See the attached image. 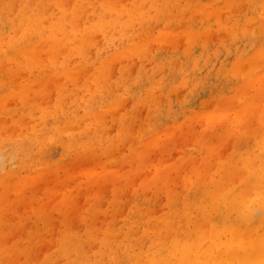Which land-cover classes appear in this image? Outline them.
Wrapping results in <instances>:
<instances>
[{"label":"bare ground","instance_id":"1","mask_svg":"<svg viewBox=\"0 0 264 264\" xmlns=\"http://www.w3.org/2000/svg\"><path fill=\"white\" fill-rule=\"evenodd\" d=\"M118 1L120 2L119 4L116 3ZM183 1L184 0H182V2ZM189 1L190 0H185L186 4L191 3V1L190 2ZM207 1H209V0H207ZM235 1H238V2H236L237 5L240 2V0H235ZM235 1H234V3H235ZM262 1H264V0H262ZM15 2L20 7V11L19 12L16 11L17 14H16V12H15V14H12V8H13V4H15ZM182 2H181V0H162V2H160V0H139V4H138L137 0H100L99 1L100 13L95 14V9H91L93 2L91 3L89 0H0V25L2 26V28L0 30V84L7 83L8 86L10 85L11 81L17 76V73H19L18 72L19 67L24 66L25 68H27L26 72H28V74H29V71L31 72L34 67H36L37 65H41L40 64L41 61L39 60V58H38V60L34 58L36 56H40V55H38V54H41L40 51L43 52V54L47 60V62H45V63L55 65V64H58V61H56V56L58 54H63L64 55L63 57H65V59H66V57L68 55L70 57V54L71 53L73 54V52H75L76 54L74 56L76 57L77 54L79 55V54L84 53L85 52L84 50L86 47L88 49H90L89 47H92L90 45L95 43V37H97V39H98L99 35H100L99 37H102L103 34L105 36V33L109 34V32H111V34H114V35L126 34L127 38H128V36L131 37V35H134L136 32L135 31L136 29L134 30V27H133L136 24V23H134L136 20H138L140 22L141 20L143 21V19H145V21H146V18L159 19V17H161V15L165 14L166 12L171 11V13H172V10H170L171 7L174 9H177L179 12H181V14L183 15V19H184V22L181 23V28L183 26H185V27H187L186 30H184L182 28L183 31H181L179 29V31H181V32L178 33L177 35H173L172 30H169V31L166 30L168 32L164 33L165 32L164 31L163 34H161L160 36H158V34H160L158 31V34L156 35V37L158 36L157 38L149 39L148 37H146L144 40V43H142L141 45H137L139 43L137 41L138 42L137 44L131 43L130 46L124 47L121 52L115 53V55H113L115 57L113 59H111V60H114L112 62H115L116 59H119V60H116L117 62H119V61L121 62V60L123 59L124 61H128L126 64H125V62L124 63L121 62L123 64V67L124 66L127 67V66H131V65L135 64L136 59L134 58V56H136V58H138V60H137L138 63H140V61H141L140 58H143V57L147 58L146 57L147 56L146 48L148 47L149 42L156 40L154 42L158 43V45L159 44H161L163 46L165 44L168 45L169 50H170V55L173 58L180 61L181 67H179L177 69V73L181 79L180 81H182V82L184 81V83L189 82V84L192 87H194L195 85H197L200 82L203 73L210 72L214 76H215V74H217L218 63H219L218 55L220 53V52L218 53V51H221L224 58L230 59V65L227 67L228 70L226 72H230L229 74L232 75L231 78L233 81H232V84L227 87V90L220 94V96H221L220 100L221 101L220 100L219 101L220 102L223 101V102H222V104H220V103L219 104L222 106L223 105L225 106L226 103L231 102L235 98V99H237V101H235L236 104L234 103L233 106H235V108H236V105H237V103H239L240 100L238 101V97L236 98L234 96H236L237 94L240 96V92H243V93L249 94V95L252 94V97H251L252 100H250V103L248 102L249 100H246V99L245 100L250 105L252 102L255 103V105H252V107H250V109L252 108L253 111L250 112L249 116H247V113H246V110L249 109V106H248V109H245V111H244L245 113L243 115L241 113L236 114L238 112V111H236V109L238 108L237 110H240L239 107L241 105H244L245 101L240 102L239 104H241V105L239 107H237L236 109L233 107L235 112H236L235 115H233V116H231L232 114H230V115L228 114L227 116H222L219 119L218 118L215 119L214 122H212L214 117H211V115H209V114H207V116L209 115L210 118H212V120H211L212 125H213L212 129H214V130L215 129L219 130V127H221L224 124V120L228 119V118H231L229 120V122L232 126L233 125L239 126L237 134H236V139L234 140V142L235 141L236 142L235 143L232 142L233 146H231V149H233V150L237 149L239 144H240V141L242 140L241 138L244 135H246L247 132H249L251 134L250 136L252 137V139L254 138L253 144L257 147V152L259 151L256 154L255 153L256 149L253 150V147H251V148L253 151H255L254 154H253V151H250L251 149L244 151L245 149H247V146H248L247 139L249 140V138L246 136L247 139L243 138L246 140L244 142L245 145H244L243 149L237 150V151L232 150L233 152H230L231 156L229 158L226 155H224V158L225 157H227V158H225L224 160L222 159L223 161L218 160L216 162L217 164L216 163L214 164L216 167H218V169L215 168V166H214L213 170H215V171L210 172L211 177L209 175V178H210L209 180L206 179V181H202L201 178L203 176H205L206 174H203V176H202V175H199L200 173H198L197 178H199V177H201V178L195 179V175H196L195 173H197V171L199 169H201L200 168L201 165H203L206 162V161L205 162L201 161V163L198 166H196V169H195L196 171L194 172V175H193L194 179H192L193 177L191 178V175H190V177L187 176L186 178H184L183 179V186L179 192H175V190H173L174 188H171L169 186L170 184L167 185L168 181L171 178L170 179H168V178L164 179L165 175L162 174L163 177L162 176H161V178L159 177L161 182H159L158 185H160L161 183L163 184L162 189L165 190L167 202L165 204H163L162 206H164V207L167 206L168 209L167 208L166 209L168 211L167 212H164V211L159 212V210H158V214L156 213L157 215H155V221H156L155 225L152 223H151V225L146 223L144 228L142 230H140L141 231L140 233H138L139 229L136 230V228L134 226L138 220L139 214L142 215L141 216V219H142L143 217L149 215V212L152 211V208H153L152 203L153 202L149 201L148 198H147V200L149 201L148 202L149 205L146 204V208H145L144 212L138 211V213H137V209H136L137 206L136 205L132 206V205L128 204L131 199L129 200V202L123 204V206H120V204H118L117 202L114 203V212L111 214L115 213V214H117V216L125 217V215L128 212L133 213V221H130L128 224L124 223V225H126V227H127L126 230H124V227H120L119 229H114V225H112V223L110 222L111 220L107 222L104 219L105 221L102 220L101 223L96 221L97 223H99L98 226L96 224L92 225V223H94V220L91 224H90V222L86 221V218L84 220H82L81 221L82 227L84 228L83 230L85 231L84 235L87 236V239H81V237L78 234H76L78 232H72V231L70 232L69 226H68L69 222L67 223L68 217L65 216L64 218H61L62 214L59 212L61 214V215L59 214L61 219H59V217H58V219L60 220L59 225H57V226H59V230L54 235V237H53L52 241L49 243V245H47V250L45 249L46 252L44 251L43 256L38 257L36 255V253H35L36 257L34 255V252L38 248L37 240L39 238V235H37V233H36L38 231L36 230L35 226H32L30 229H34L33 231H29L30 229H28L29 234H30L29 237L31 236L30 238L32 239V244L30 246L28 245L24 248L21 246V244H18L17 241L12 243L9 248H6L5 244L3 245L4 247H2V244H1V247H0V264H11V263L12 264H264V218H261V219L259 218L260 220L257 222L254 221V218L256 217V215L258 213H260V211H258L259 209H257V207H258L257 204H260L261 208H264V144H262V146L257 145V141H258L257 136L261 135V137H264V102H262V104H260V102L257 101L261 97H264V60H262L261 62H257L256 57H254L255 59H253V57H250V54H249V56H247L245 58L241 57V55H242L241 52L242 53L245 52V51L241 50L242 47H244L243 45L244 44L249 45L247 48V52H248L250 47L253 45L252 41H254V43L256 45V50L259 48V51H260V47H261L260 45L262 43H264V13H262V16H260L259 18H256V17L254 18L253 15H251V12H249V11L242 12V11L238 10L239 13L235 17L234 13H233L234 11L232 12L230 9L226 8V11L224 12L225 17L222 20V23L219 22L221 24H219L217 26V29H218L217 33L220 34L218 40L215 43H213L212 46H206V45L204 46L203 44H205L206 39H208L210 34L214 33L215 28L213 27L214 29H213L212 33L210 31H208L210 34L204 37L203 35H205L206 32L204 34L202 33L203 28L207 27L210 24V22L209 21H202V23L199 22L198 24L195 25L193 20H192V18H193L192 14L191 13L185 14L182 10H180L182 8L181 7ZM232 2H233V0H232ZM261 2L258 4L260 5ZM195 3H197V6H202V8L197 7L199 10H201V9L203 10V8H205V5H207L206 0H198V2H195ZM195 3H193V4H195ZM230 3H231V0H227V6L228 7H229L228 4H230ZM145 4H147V5L149 4V6H147L148 9L147 8L144 9L145 6H143V5H145ZM203 4H205L204 7H203ZM224 5L226 6L225 2L223 4V6ZM89 6H91V7H89ZM190 6H191V4H190ZM194 6L192 5V7H194ZM211 6H212V3H211ZM27 7L31 8L30 13H28L26 11ZM213 8H215V6ZM218 8L219 9L215 8L216 11L222 10L221 6H218ZM215 9H213L212 11H214ZM235 9H237V8L235 7ZM262 9H264V8H262ZM54 10H57L59 13V16L57 18H53V16H52L53 13H55ZM223 10H225V7H223ZM150 11H152L153 14ZM194 11L195 10H193V12ZM197 11H196V13H198ZM203 11H205V10H203ZM215 13H217V12H215ZM177 14H179V13H177ZM212 14H213V12H212ZM217 14L218 15H216V16H218V18H219V19H217V21H218L222 18L223 15H221V14H223V13L222 12L220 13L221 17H219V12ZM90 16H93V18H94L93 21H89V20H91L89 18ZM125 16L127 18L123 21L122 18H124ZM197 16H198V14H197ZM169 17H170V15H169ZM175 17H176V15H175ZM175 17H173V18H175ZM207 17H209V16H207ZM207 17L205 16L204 18L207 19ZM150 19H149V21H150ZM209 19H210V17H209ZM168 20L166 21L167 22L166 26L169 29L170 28L172 29V28H174L175 23L176 22L179 23V21L181 19L179 17L177 19H173V20L170 19L169 21ZM217 21H215L216 25H217ZM159 22H161V21L159 20ZM252 23L254 26L250 27V29H249L248 26L249 25L251 26ZM143 25H141V26H143ZM177 25L180 26L179 24H177ZM162 26H160V29ZM142 28H141V30H142ZM146 28L149 31L150 24L148 26H146ZM217 29H215V30H217ZM141 30H140V33H141ZM148 31L146 30L145 32H148ZM194 31H196V33ZM142 32H143V30H142ZM193 32H194V34H193ZM140 33H138V34H140ZM77 34L80 35V38L78 41L75 40V37ZM215 35H216V32H215ZM104 36H103V38H104ZM140 36L142 37L144 35H142V33H141ZM149 36H151V35H149ZM33 37H34V39H33ZM22 38H26V41H27V43L24 46H21V43H20V42L24 41V40L20 41V39H22ZM107 38H109V37H106V39L103 40V43H106V45H108L107 44V42H108ZM214 38H216V37H214ZM214 38H213L212 42L215 40ZM146 39L151 40V41H147ZM179 39L183 40V46H184V49H183L184 52L183 53H180L179 49H177L178 48L177 47V41ZM250 41L252 44L249 43ZM154 42L150 43L149 46L150 45L153 46ZM231 42H232L233 46H230ZM106 45H104V46H106ZM194 45H196V47H197V56H196V59L193 61L194 66L193 67L191 66L192 68L189 69L188 71H186L183 69V67H184L183 66L184 56L186 55V57H187L186 52ZM94 46H96V45L94 44ZM104 46H102V48ZM97 47H99V43L97 44ZM209 47H211V48H209ZM153 48H154V46H153ZM87 50H86V52H87ZM90 50H92V49H90ZM156 50H157V48H156ZM98 51H97V53H98ZM153 51H155V50H153ZM86 52H85V54H86ZM91 52L93 54V51H91ZM262 54H264V53H262ZM189 56H190V52H189ZM45 58H43V60ZM77 58H79V57L77 56ZM153 58H155V57H153ZM262 58H264V57H262ZM164 59H165V57H164ZM175 59L174 60L173 59L167 60L165 62L166 66H167L166 70L168 71V74L173 73V70L171 67L176 64V63L173 64L174 61L175 62L177 61ZM107 60H109V59H107ZM143 60H144V58H143ZM155 60H157V56H156ZM257 60L259 61L260 58H257ZM67 62H68V60H67ZM148 62H147V64H148ZM63 63L65 64V62H63ZM107 63L110 64V62H107ZM162 63L160 62V64H162ZM64 64L61 63L60 68L62 69V72L65 73V79H68L72 74L66 70L67 67ZM141 64H144V63H141ZM153 64H154V62L152 63V66H153ZM67 65H69V64H67ZM113 65H114V63H113ZM4 67L7 68L6 71H3L5 69ZM56 67H58V66H56ZM98 67H100V66H98ZM117 67H121V65H119ZM160 67L158 68L159 71H160ZM2 68H4V69L2 70ZM38 68H39V66H38ZM107 68H108V66H107ZM147 68L149 70L150 67H146V69ZM126 69L127 68H125V71H127ZM138 69H139V67H138ZM119 70H121V69H119ZM122 70H124V69L122 68ZM157 71H156V74H157ZM102 72L103 71L101 70L100 73L96 74L95 78H93L91 80V85H93L94 88H100L101 87L100 76H101ZM90 73H92V72H90ZM110 74H111V70H110V73L108 74V76ZM138 74H140V72H138L137 75ZM104 75H106V74H104ZM122 75H124V74H121L120 77ZM150 75H151V73H150ZM162 76H160L161 79L163 78ZM144 77H145V75H144ZM151 77L153 79V77L155 78V75L151 76ZM254 77H258V78L260 77L259 78L260 83L258 82L257 83L258 85H256V84L252 85L255 82L251 81L252 82L251 85H248L247 79L251 78V79L255 80ZM106 79H108V77ZM159 80H160V78H159ZM173 80H175V79H173ZM21 81H23V80H21ZM85 82H83L84 87L86 86ZM104 82H106V81L104 80ZM23 83L22 82L19 83V84H21L20 86H22ZM34 84H35V82H34ZM153 84H155V83H153ZM157 84H158V82H157ZM12 85H17V84H12ZM29 85L25 84V86H24V84H23V86L20 88L16 87V88H18L17 91L15 90L16 92L14 91L18 96V98H16V100L18 99L17 103H14V104H15V106H19V109H20L19 117L17 119L14 116V115H16V112H15L16 110L13 109V111H11V109L9 107H8L9 110H7V108L4 104L6 101L3 103H0V114H5V115L11 114L10 130H13L11 128V126L15 128V126L17 124L20 125L22 123V120L24 119L23 118V112H24L23 109L25 106H27L28 109L30 110L29 114L31 116H32L31 111L35 107H37L41 112L40 117L42 120L46 117V115H48V112L50 111V110L48 111V108L46 106V103L49 104L50 101H49V103H48V101L46 103L42 102L43 99H46V98H44V94L41 95L42 97L40 96V99H41L40 101L38 100V102H36L34 100V97L36 98L39 94H41L42 88L44 91H46V89L43 87L44 85L42 84V80H41V83L39 84V87H37V88L34 87L35 85H33V84L30 85V86H32V90H31ZM182 85H183V83H181V86ZM151 87L155 88L154 85H152ZM107 88H106V90H107ZM161 88H162V86H161ZM184 88L186 89L185 85H184ZM103 89L104 88H102L99 91L100 97H103L105 95L104 93L106 90L104 89V91H103ZM155 89H154V91H155ZM158 89H156V90H158ZM174 90H173V93L176 94L177 91L174 92ZM180 90H182V88ZM29 91H30V93L32 92V97L34 95L33 98L30 95L28 97H25L26 96L25 94H30ZM52 92H54V94L52 93L51 97H52V95L55 97V99L53 101L54 104L51 106V108H53V106H55V108H53L51 111L52 115L55 118L54 120H57V122H58L59 121V114L62 113V114H65L64 116H65V120H67V123L69 121H72L76 116L75 112H77V109L75 108V106L78 105V101H79V99L76 101V99L78 97V96L76 97L77 90L74 94H71V96L66 98V96L64 95V93H65L64 83L63 84L59 83V86L56 87ZM91 92H93V91H91ZM91 92H90V94H92ZM147 92L149 93V91H147ZM147 92H145L146 95H147ZM167 92L169 93L170 91H167ZM187 92H188V90H187ZM15 93L13 95H12V93L9 95L14 96ZM84 94L87 95V93H83V95ZM177 94L179 95L178 92H177ZM189 94L190 93L186 94V96H188V98H189ZM158 95H159V93H158ZM182 95H183V93H181V97H182ZM212 95H213V97L211 96L212 100H215V98H216L215 96H217V94L215 96H214V94H212ZM253 95H254V97H253ZM29 97H31L32 100H30ZM120 97H121V95L120 96L117 95V92H116V94H113L112 95V102L110 104L116 103V101L118 104L120 99H121ZM144 97H141L139 100H134L133 106L131 109V112L136 110L139 113V117H140L141 111H139L140 109L137 110L138 106H139L138 103L141 102V104H142L144 102V104H145L147 98H144ZM153 97L155 99V96H151L149 99V102L147 103L148 108L151 106V104L154 100ZM211 98L209 97V100ZM80 99H81V97H80ZM85 99H83L82 101H84ZM100 99L101 100H98V102L103 100L102 98H100ZM185 99L186 98H184V101H185ZM249 99H250V97H249ZM12 100L10 97L9 102ZM47 100H49V97L47 98ZM52 100H53V98H52ZM200 100H202V98ZM212 100H211V102H214ZM181 101H182V98H181L180 102ZM80 102H81V100H80ZM86 102H87L86 106L84 105L82 107V105H81V107L84 111L83 112L84 115H82V116L83 117L85 116L84 117L85 123H84V127L81 128L80 138H78L77 134H76L75 129H77V128L72 127L69 124H67V125L65 124L66 126H64L63 129L61 128L62 130L55 127V130L49 131L48 128L44 127L43 122H42L43 127L41 129H39L37 132L33 131L34 133L32 132V136L31 135H29V137L22 136L23 131L20 132V133H22L20 135L18 133H16L18 130L16 132L12 131L13 133L10 131L11 133L6 140L8 141V140L14 139L15 141H17L18 146L20 147L22 154H23L25 159H31L30 158L31 155H30L29 151L32 149L33 144L39 145V141H45V139H47L45 141V143H46L48 140L49 141L53 140V138L57 135H60L62 137V134H65V136L67 138L66 142L64 143V145L67 149L71 148V147H76L78 149L81 147L82 153L84 151L92 149L91 143H92V141L95 142L93 140L95 136H97V137L100 136L98 138L101 140L102 143H106V147L111 146L113 142L110 141L109 138H108L109 140L104 141L102 139L103 138L102 135H100V131H97V132L94 131V134L91 133L90 128H92V129L94 128V130H96L99 125L103 124L104 118L102 117L103 116L102 112L99 113L98 115L95 114L96 112L94 113V111L96 109L95 106H94V111L91 110V113H88L90 106H93L96 103L94 101V98L91 95H90V97L87 98ZM194 103H195V106L198 104L196 101H194ZM202 103H204V101L203 102L201 101V104ZM206 103H207V101H206ZM231 103H229V105ZM247 104H245L246 107H247ZM9 105L11 106V104H9ZM122 105H123V103H122ZM167 106L170 107L169 104H167ZM11 107H13V106H11ZM100 107L102 108L103 105L101 104ZM151 107H153V106H151ZM220 107H219V109H220ZM243 107H245V106H243ZM222 108H224V107H222ZM243 109L244 108H242V110ZM101 110L103 111V109H101ZM144 110L145 109L143 108L142 114H144L143 113ZM151 110H152V108H151ZM146 111H147V109L145 110V112ZM202 111L200 110L198 112H202ZM213 111H214V109H212L211 112H213ZM230 111H232V110H230ZM230 111L228 113H230ZM131 112H130V115H131ZM208 112L210 113V111H208ZM33 113H34V110H33ZM51 113H49V114H51ZM191 113H192V111H191ZM124 115H126V111H125ZM196 115H198V114H196ZM27 116H29V115L27 114L26 117ZM33 116H34V114H33ZM133 116H135V115H133ZM192 117H193V119L195 118L194 116H192ZM149 119H150V117L148 118V121H149ZM35 120H36V118H35ZM144 120L145 121H143V122H147V125H148L149 122L146 119H144ZM197 120H199V118ZM5 121L6 120L3 121V123H4L3 126H0V127H2L0 130H2V131H4L5 129L7 131V128H4V127H7V125H9L8 124L9 122L5 123ZM55 124H58V123H55ZM198 124H200V123H198ZM0 125H1V123H0ZM35 125L36 124H34V128H35ZM127 125H128V123L124 124L123 126L121 124L120 129H119V131H120L119 135L123 136V141L128 136H130L131 134H134V131H135L131 127H127ZM142 125H143V123H142ZM246 125H250V129L246 130ZM25 127L23 126V129ZM19 128L21 129L22 127L20 126ZM165 128H166V126H165ZM205 128H206V126H205ZM205 128L203 127V130ZM16 129H18V127ZM52 129H54L53 126H52ZM236 130H237V128H236ZM31 131H32V129H31ZM200 133H203V132H200ZM209 133L207 134L208 135L207 137L205 136L207 139L210 138ZM215 133H216V131H215ZM211 134H212V132H211ZM6 135L8 136V134H6ZM202 135H200V137ZM205 137H202L205 139L204 142L206 141ZM211 138L214 139V137H211ZM211 138H210V142H208L210 144L212 143ZM228 140L229 139H227V141ZM194 142H195V140H194ZM200 142L201 141H199V143H197L198 149L200 147H202V145H200ZM42 143H44V142H42ZM42 143H41V146L39 145V147H42V145H43ZM210 144L208 146L206 145V147L204 148L205 149L204 154L208 155L210 153L215 152V148H214L215 146H216V152L215 153L217 154V152H218L217 146L218 145H212V144L210 145ZM214 144H216V143H214ZM226 145H228V144H226ZM144 148H146V147H144ZM141 150H142V148H141ZM145 150H147V149L142 150L141 157H142V154L144 155ZM220 152H222V150ZM28 154L30 155V157H28L29 156ZM219 154H217V156ZM190 155H192V153H190L188 155V157H190ZM235 155H237V157H235ZM143 157H145V155ZM0 159H1V157H0ZM133 159H136V158H132V160ZM218 159H220V157ZM207 160H209V159H207ZM257 160H258V162H257ZM255 162H257V164ZM30 163H32L33 166L34 165L39 166L41 162L38 158L35 157L34 159H31ZM208 166H210V165H208ZM219 167H221V168L219 169ZM216 169H217V172H220V173H218L220 175V177L218 176L219 178H217V179L215 176V175H217ZM199 171L200 172L202 171V173H206L203 170H199ZM163 172H165V171H163ZM13 174L15 175V173H13ZM13 174H11V173L8 174L6 180H3V179L0 180V199H1V201H0V217H1V220H0V239L5 238V235H6L3 223H6V222L8 223V221H9V220L5 221V218L7 216V215H5V211L7 209L4 208L3 203H4V201H8L10 199V193H11L12 189L17 188V186H19V183H20L19 180H15L13 182V178L11 177V175H13ZM170 174L171 173H168L167 175H169V177H170ZM171 177H172V179H174L173 176H171ZM11 178H12V180H11ZM151 180H153V179H151ZM154 180H157V179L155 178ZM127 181L131 182V180H129V179H127ZM145 183H142L141 187L146 192L147 184H145ZM241 184L245 185L247 187V190H249V195L247 196V198L244 197V194L248 191H245L246 190L245 188H240V186L241 187L243 186ZM18 189L19 188H17V190ZM117 193H118L117 189L114 188L112 198L116 199ZM129 195H132V194H129ZM146 195H148V194H146ZM146 195H144V196H146ZM135 196H137V195L135 194ZM132 197H134V196H132ZM243 197L246 199H243ZM135 198H133V199H135ZM179 198H180L181 203H178ZM206 199L208 200L209 203L212 201L214 202L213 207L216 205V201H217L216 199L219 200V202L217 203L216 209H215V207L211 208V209L209 208V210H211L212 212L206 210L207 207H206V203L204 202ZM67 202H69V200ZM65 203L63 201V204H65ZM210 205H212V204H210ZM254 205H256L257 207L255 208ZM94 206L96 207V205H94ZM252 206H254V207H252ZM132 207H134V209ZM93 208L91 207L90 209H93ZM253 208H255L256 211H258V213L256 212V214H254L255 211L253 210ZM163 210H165V209L163 208ZM250 211H251V213H250ZM261 211H264V210H261ZM155 212H153V213H155ZM118 213H120V214L118 215ZM39 214H41V213H39ZM212 214H213V216H212ZM252 214H253V217L255 215L254 218L252 217ZM113 218H114V216H113ZM44 220L46 221L45 226L47 227L49 225V220L46 219V217L44 218ZM123 220H124V218H123ZM9 223H11V222H9ZM70 223H72V221H70ZM70 223H69V225H70ZM37 225H38V223H37ZM12 226L14 227L15 231H17L16 228L19 229L20 227H22V225L20 224V220H18V219L14 220ZM78 228L80 229L81 227L79 226ZM172 229L174 230V236L171 239H169L168 233L166 235V232H168L169 230H172ZM156 237H157V240H155ZM25 239L27 240V238H25ZM28 240H30V239L28 238ZM130 250L133 253H130Z\"/></svg>","mask_w":264,"mask_h":264},{"label":"rangeland","instance_id":"2","mask_svg":"<svg viewBox=\"0 0 264 264\" xmlns=\"http://www.w3.org/2000/svg\"><path fill=\"white\" fill-rule=\"evenodd\" d=\"M89 1L91 3L93 2V5L91 4L92 7L91 6H89V7H91V9H95V14H99L100 13V11H99L100 10V6H99L100 0H97V1L96 0H89ZM190 1H191V3L186 4L185 0L183 2L181 0V2H182L181 7L182 8L180 10H182L185 14L191 13L192 17H193L192 20H193L195 25L198 24L199 22L202 23V21H209L210 22V24L207 27L203 28L202 33L204 34L206 32L205 35H203L204 37L210 34L208 31H210L212 33L213 29L214 28L217 29V26L222 23V20L225 17L224 12L226 11V8L230 9L232 12L234 11L233 13H234L235 17L238 15L239 11H242V12L249 11V12H251V15H253L254 18L255 17L259 18L260 16H262V13H264V9H262V8H264V1H262V0H240L238 5L236 4V2H238V1L233 0V2H232V0H231V3L228 4L229 7L227 6V0H209V1L206 0L207 5L203 4V7L205 5V8H203V10H205V11H203L202 9L199 10L197 8V7L202 8V6H197V3H195V2H198V0H190ZM234 1H235V3H234ZM160 2H162V0H160ZM224 2H225L227 7L225 5L223 6ZM260 2L262 5L258 4ZM116 3L119 4L120 2L118 1ZM137 3L139 4V0H137ZM193 3H195V4H193ZM211 3H212V6H211ZM16 4H17L16 2H15V4H13L12 14H15L16 11L17 12L20 11V7L18 6V4L17 5ZM190 4H191V6H190ZM192 5L193 6L195 5V6L192 7ZM217 5L221 6V8H222L221 11H219V10L216 11V9H219ZM143 6H145L144 9H146V8L148 9L147 6H149V4L148 5L145 4ZM214 6L216 9L213 8ZM223 7H225V10H223ZM235 7L237 9H235ZM213 9H215V10L212 11ZM170 10H172V13H171V11L166 12L165 14H162L161 17H159V19L146 18V21H145V19H143V21L141 20L140 22L138 20H136L137 22L135 21L134 23H136V24L133 26L134 30L136 29L135 30L136 32L134 35H131V37L128 36V38H127L126 34L114 35V34H111V32H109V34L105 33V36H104V34L102 33L104 38H103V36L99 37L100 35L98 36V39H97V37H95V43L94 44L96 46H94V44L90 45L92 47L88 46L92 50H90L86 47L88 49L87 50L85 48V50H84L85 52L87 50L86 54L84 52V53L79 54V55L77 54L75 57L74 55L76 53L73 52V54L71 53L70 57L68 55L66 57V59H65V57H63L64 56L63 54H58L56 56V61H58V64H55V65L45 63V62H47V60H46L43 52L40 51L41 54H38V55H40L41 57L36 56L34 58L37 60L39 58V60L41 61V63H40L41 65H37L36 67H34L33 68L34 70L32 69L31 72L29 71V74H28V72H26L27 68H25L24 66H22L23 68L19 67V69H18L19 73H17V76L13 79L14 81L13 80L11 81V83L9 85L10 87L7 85V83L0 84V87H1L0 88V103H3L6 101L4 104L7 108V110H9L8 107L11 109V111H13V109L16 110L15 112H16L17 116L14 115L16 119L19 117V113H20L19 106H15V104H14V103H17V100H18V99L16 100V98H18L17 94L15 93L18 89L16 87L20 88L23 86V84H24V86H25V84H27V85L33 84V85H35L34 87L37 88V87H39V84L41 83V80H42V84L44 85L43 87L46 89V91H44L43 88L41 87L43 91L41 90V94H39L36 98L33 95L34 100L36 102H38V100L40 101L41 100L40 96L42 94H44V98H46V99H43L42 102L46 103L48 101V103H49V101H50L49 104L46 103L48 111L49 110L50 111L48 112V115H46V117L44 118L45 120L41 119V117H40L41 112L37 107H35L36 109L35 108L33 109L34 113H33V110L31 111V113H32V116H31L29 114L30 110L28 109L27 106H25L23 109L24 110V112H23V118L24 119L22 120V123L20 125L15 124L16 125L15 128L11 126V128L13 130H10L11 114H7V115L0 114V120H1L0 126H3L4 120H6L5 123L9 122L8 123L9 125H7V127H4V128H7V131H6V129L4 131L0 130V133L2 132L0 134V152H1L0 153V157H1V159H0V180H2V179L6 180L8 174L15 173V175L14 174L11 175V177L13 178V182L15 180H19V182H20L19 186H17V188H19V189L18 190H17V188H14L15 190L12 189V191L10 193V199L8 201H4V203H3L4 208L7 209L5 211V215H7L5 218V221L6 220L7 221L9 220V221H8V223L7 222L3 223L6 235H5V238L0 239V247H1V244H2V247H4L3 245L5 244L6 248H9L10 245L12 243H14L15 241H17L18 244H21V246L24 248L28 245L30 246L32 244V239L30 238L31 236L29 237V235H30L29 231H33L34 229H30V228L32 226H35L36 230L38 231L36 233H37V235H39V238L37 240L38 248L34 252V255L36 253V255L38 257H41V256H43L44 251L46 252L47 245H49V243L52 241L54 235L59 230V226H57V225H59V222H60L59 219L64 218L65 216L68 217L67 223L68 222L70 223V221H72V223H70V225L68 223L69 231L70 232L71 231L72 232H78L76 234H78L81 237V239H87V236L84 235L85 231L83 230L84 228L82 227V222H81L85 218H86L87 222H90V224L94 220V223H92V225L96 224L97 226L99 225V223H97V222L101 223V221L104 219L107 222L111 220L110 222L112 223V225H114V229H119L120 227H124V230H126L127 227H126V225H124V223L128 224L130 221H133V213L128 212L125 215V217L121 216L122 218L120 216H117V214H115V213L114 214H111V213L114 212V203L115 202L120 204V206H123V204L129 202L130 199H131L130 200L131 203L129 202L128 204H130L132 206L136 205L137 206L136 207L137 213H138V211L144 212V210L146 208V204L149 205V203H148L149 201L153 202L152 203L153 208H152V211L149 212V215H147L141 219L142 215L139 214L138 220L135 223L134 227L136 228V230L139 229L138 233H140L141 232L140 230H142L144 228L146 223L149 225H151V223L155 225V223H156L155 215L158 214V210H159V212H161V211L167 212L168 211L167 206L166 207L162 206L163 204H165L167 202L165 190L162 189L163 184L161 183L160 185H158L159 182H161L160 178H161L162 174L165 175L164 179H166V178L172 179L171 176H173L174 179H172V180L170 179L168 181L167 185L170 184L169 186L171 188H174L173 190H175V192H179L183 186V179L186 178L187 176L190 177V175L192 178L194 175V172L196 171L195 170L196 166H198L201 163V161H204V162L206 161V162L203 165H201V167H200L201 169H199V170H203L206 173H202V171L200 172L198 170L197 173H195L196 174L195 179L197 178L198 173H200L199 175H202V176H203V174H206L202 178L199 177L202 179V181H206V179L209 180L210 179L209 175L211 177L210 172L215 171V170H213L214 166H215L214 164L218 160L223 161L225 158H227V157L229 158L231 156L230 152L241 150L244 148V145H245L244 142L246 140L243 138L247 139V137H248L250 140L249 141L247 139L248 146H247V149H245L244 151H247L250 149H251L250 151H253L254 149H256L255 150L256 152L253 151V154H254V152L256 154L259 152V151L257 152V147L253 144L254 138L252 139V137L250 136L251 134L249 132H247L246 135H244L241 138L242 140L240 139L241 141L239 140L240 144H239L237 149H234V150L231 149V146H233L232 142H234V140L236 139V134H237V131L239 128V126H235V125L232 126L230 124L229 120L231 118L225 119L224 124L221 127H219V130L218 129H215V130L212 129V127H213L212 122H214L215 119H217V118L219 119L222 116H227L228 114L229 115L232 114L231 116L235 115V113H236L234 110L235 106H233V105H234L235 101H237V99H235L234 97H236V98L238 97V101L240 100L239 103L242 101H245V104H247L248 102L250 103V100H252L251 99L252 94L249 95V94H245L243 92H240V96L237 94L236 96L233 97L234 99L231 101L232 103L229 102V103H231L230 105H229V103H226L227 105L225 104V106L220 105L223 102V101L220 102L221 101L220 100V98H221L220 94L222 92H225L227 90V87L230 86L232 84V81H233L231 78L232 75L229 74L230 72H226L228 70L227 67L230 65V59L224 58L221 51H218V53L219 52L220 53L218 55L219 63H218L217 74H215V76H214L210 72L203 73L200 82L197 85H195L194 87H192L189 84V82L184 83V81L183 82L180 81L181 79L177 73V69L179 67H181L180 61H178L177 59L173 58L170 55V50H169L168 45H166V44L164 46L161 44L158 45V43L154 42L156 40L151 41V40L146 39L147 41H151V42H149V44L154 42V44H153L154 48L152 45H150L151 46L150 47L148 44V47L146 48V50H147V56L146 57L147 58L143 57L144 60H143V58H140V60H141L140 63H138V61H137L138 58H136V56H134V58L136 59V61L134 60L135 64L137 63L136 65L134 64L131 66H127V67L124 66L123 67L122 63L125 62V64H126L128 62V61H124L123 59H122L123 61L121 60L122 63L120 61L119 62L116 61L119 59H116L115 62H112L114 60H111V59H113L115 57L113 55H115V53H117V52H121L124 47L130 46L131 43L137 44L139 42L137 45H141L142 43H144V40L146 37H148L149 39H155L158 36H160L161 34H163L164 31H165L164 33H166L169 30H172L173 35H177L181 31H183V29L186 30L187 27H185V26L182 27L183 29L181 28V23L184 22L183 15L181 14V12H179L177 9H174L172 7ZM193 10H195V11L193 12ZM26 11L28 13H30L31 8L27 7ZM54 11H55V13H53L52 16H53V18H57L59 16V13L57 10H54ZM196 11L198 13H196ZM17 12H16V14H17ZM150 12H152V11H150ZM212 12H213V14H212ZM215 12H217V13L219 12V17H221V15H223L222 18L218 21H217V19H219V18H218V16H216L218 14ZM221 12L223 14L220 15ZM177 13H179L180 15ZM152 14H153V12H152ZM197 14H198V16H197ZM169 15H170V17H169ZM175 15H176V17H175ZM172 16L175 18H173ZM205 16L206 17L209 16L210 19H209V17H207V19L204 18ZM179 17L181 20L179 21V23H177V22L175 23L174 28L169 29L166 26V23H167L166 21L168 19L173 20V19H177ZM89 18L91 19L89 21H93V19H94L93 16H90ZM126 18L127 17L125 16L124 18H122V20L124 21ZM149 19L151 22L149 21ZM159 20L161 22H159ZM215 21H217V25L215 24ZM219 22H221V23H219ZM253 23L251 24V26L250 25L248 26L249 29H250V27L254 26ZM149 24H150L151 30L149 29V31H148V29H147L148 27L146 28V26H148ZM177 24H179L180 26H178ZM141 25H143V26H141ZM160 26H162L161 29H160ZM1 28H2V26L0 25V30H1ZM141 28H142L144 33L142 32ZM179 29L181 31H179ZM215 29H214V33L210 34L208 39H206L205 44H203L204 46L205 45L206 46H212L213 43H215L218 40L220 34L217 33L218 29L217 30H215ZM140 30H141L142 35H144L142 37L140 36V34H141ZM146 30L148 32H145ZM166 30H168V31H166ZM158 31L160 34H158ZM194 32L196 33V31H194ZM194 32H193V34H194ZM215 32H216V35H215ZM138 33H140V34H138ZM157 34H158V36L156 37ZM149 35H151V36H149ZM213 36L216 38H214ZM106 37H109V38H107L108 42L110 41L109 43L107 42L108 45H106V43H103V40L106 39ZM79 38H80V35L77 34L75 37V40L78 41ZM213 38L215 40L212 42ZM33 39H34V37H33ZM20 41H23V42H20L21 46H24L27 43L26 38H22V39H20ZM98 43H99V47H97ZM249 43H251V41ZM252 43H253V45L250 47L248 52H247V48L249 45L248 44L243 45L244 47H242L241 50L245 51V52H243V53L241 52V54H242L241 57L245 58V57L249 56V54H250V57H253V59H255L254 57H256V61L261 62L262 60H264V58H262V57H264V54H262V53H264V43H262L260 45L261 46L260 51H259V48L256 50V45H255L254 41H252ZM104 45H106V46H104ZM102 46H104V47L102 48ZM230 46H233L232 42L230 43ZM177 47H178L177 49H179L180 53L184 52V50H183L184 46H183V40L182 39H179L177 41ZM156 48H157V50H156ZM209 48H211V47H209ZM153 50H155V51H153ZM91 51H93V54ZM97 51H98V53H97ZM189 52H190V56H189ZM186 54H187V57L185 55L184 60H183V62H184L183 66L184 67L183 66L182 67L184 70L188 71L189 69H191L194 66L193 61L196 59V56H197L196 45L192 46L186 52ZM77 56L80 59L77 58ZM156 56H157V60H155ZM153 57H155V58H153ZM164 57H165V59H164ZM43 58H45V59L43 60ZM106 58L109 60H107ZM257 58H260V60L258 61ZM172 59L173 60L175 59L178 62L177 61L173 62V64L176 63L174 66L171 67L173 70V73L168 74V71L166 70L167 66H166L165 62L167 60H172ZM67 60H68V62H67ZM151 60L154 62L153 66H152L153 62ZM63 62H65V64ZM107 62H110V64ZM147 62H148V64H147ZM160 62L161 63L163 62V63L160 64ZM61 63L64 64L67 67L66 70L72 74L68 79H65V73L62 72V69L60 68ZM113 63H114V65H113ZM141 63H144V64H141ZM67 64H69V65H67ZM106 65L108 66V68ZM119 65H121V67H117ZM38 66H39V68H38ZM56 66H58V67H56ZM98 66H100V67H98ZM138 67H139V69H138ZM146 67H150L149 70H148V68L146 69ZM159 67H160V71L158 70ZM4 68H2V70L4 69L3 71H6L7 68L6 67H4ZM122 68L124 70H122ZM125 68H127L126 69L127 71H125ZM119 69H121V70H119ZM101 70L103 71L101 76H100L101 87L100 88H94L93 85H91V80L93 78H95L96 74L100 73ZM110 70H111V74L108 76V74L110 73ZM156 71H157V74H156ZM90 72H92V73H90ZM138 72H140V74L137 75ZM150 73H151V75H150ZM104 74H106V75H104ZM121 74H124V75H122L120 77ZM144 75H145V77H144ZM154 75H155V78L153 77V79H152L151 76H154ZM160 76H162L163 78L161 79ZM107 77H108V79H106ZM159 78H160V80H159ZM254 78H255V80H253L251 78L247 79L248 85H251L252 82H255L252 85H255V84L258 85L257 83L258 82L260 83V79H259L260 77L259 78L254 77ZM173 79H175V80H173ZM21 80H23V81H21ZM104 80L106 82H104ZM21 82L22 83L24 82L22 84V86H20L21 84H19ZM34 82H35V84H34ZM83 82L86 83L85 87L83 86V84H84ZM157 82H158V84H157ZM59 83L60 84L64 83V88H65L64 95L66 96V98L71 96V94H74L77 90L76 97L77 96L78 97H77L76 101L79 99L78 105L80 107L78 105H76L77 107L75 106V108L77 109V112L74 111L76 113V116L72 121L68 120L69 121L68 123H67V120H65V116H64L65 114L60 113L59 114V121L57 122V120H54L55 118L51 113L52 109L55 108V106H53V108H51V106L54 104L53 101L55 99V97L53 95L51 97V94L52 93L54 94V92H52V91L56 87L59 86ZM153 83H155V84H153ZM181 83H183V85H182L183 87L181 86ZM12 84H17V85H12ZM152 85H154L156 89L159 88L160 90L159 89L156 90L154 87L152 88L151 87ZM184 85H185L186 89L184 88ZM161 86H162V88H161ZM30 88L32 90V86H30ZM88 88L89 89L91 88V89L89 90ZM102 88H104L105 90L107 88V90L104 93L105 95L103 97H100L99 91ZM181 88H182V90H180ZM104 89H103V91H104ZM154 89H155V91H154ZM173 90H174V92L177 91L179 93V95L177 94V92H176L177 95L174 94ZM187 90H188V92H187ZM91 91H93V92H91ZM115 91L117 92V95H119V96L121 95V97H120L121 102L119 101V103L117 104V101H116V103L110 104L112 102V95L116 94ZM147 91H149L150 94ZM167 91H170V92L168 93ZM13 92L15 93L14 96H12L14 94ZM90 92L92 94H90ZM145 92H147V95L145 94ZM8 93L9 94L12 93V95H9ZM29 93H30V91H29ZM83 93H87V95L86 94L83 95ZM158 93H159V95L160 94L161 95L159 96ZM181 93H183L182 97H181ZM187 93H190L189 98H188V96H186ZM7 94L11 97V100L13 98L15 100L13 99L12 101L9 102L10 97ZM212 94H214V96L217 94V96H215L216 97L215 100H212V98H211V96L213 97ZM25 95H26L25 97H28L29 95L32 97V92L30 94H25ZM90 95L94 98V101L96 103L93 106H90L88 113H91V110L94 111V106H95L96 109H95L94 113L96 112L95 114L98 115L99 113L102 112L103 113L102 117L104 118V122L102 125H99L96 130H94V128L93 129L90 128L91 130L90 129L89 130L91 131L92 134H94V131H96V132L100 131V135H102V137H103L102 139L104 141H107L110 139V141L113 142L111 146L106 147V143H102L101 140L98 138L100 136H98V137L95 136L93 139L95 142L92 141V143H91L92 149L84 151L82 153L81 147L78 149L76 147H71V148L67 149L64 145V143L67 140L65 134H62V137L60 135H57L53 138V140H50V141L48 140L46 143H45V141L47 139H45V141H39L40 146H41L42 142L45 143V144L42 143L43 144L42 147H39L38 144H35V145L33 144V147L31 149L32 151L31 150L29 151L31 157L29 154H28L29 155L28 157H30L31 159H34L36 157L41 162L39 166H35V165L33 166L32 163H30L31 159H25L24 158L22 151H21L20 147L18 146L17 141H15L14 139L8 140V141L6 140L12 131L16 132L18 130L19 132L17 131L16 133H18L19 135L23 133L22 136L29 137V135L32 136L33 131L37 132L39 129H41L43 127V125H44V127L48 128L49 131H51V130H55V127L59 128V129H61V128L63 129V127L66 126L67 124L71 125L72 127L77 128V129H75L76 134H77V137L80 138L81 128L84 127V123H85V118H84L85 116L84 117L82 116V115H84L83 114L84 111H83L82 107L84 105L86 106V104H87L86 100L88 97H90ZM79 96L81 97V99ZM151 96H155V99L153 97V99H154L153 102L151 101L152 102L151 106H153V107H151V106L150 107L152 108V110L150 107L148 108V106H147V103L149 102V99ZM31 97H29L30 100H32V98H33V97L32 98ZM48 97H49V100H47ZM141 97L147 98V100H146L145 104H144V102L142 104H141V102L138 103L139 106H138L137 110L140 109L139 111H141L140 117H139V113L136 110L131 112V109H132L134 100H139ZM209 97L211 98L210 100H209ZM249 97H250V99H249ZM253 97H254V95H253ZM52 98H53V100H52ZM100 98H102L103 100L98 102V100H101ZM181 98H182V101L180 102ZM184 98H186L185 101H184ZM201 98H202V100H200ZM83 99H85V100L82 101ZM245 99L249 100V101L246 102ZM80 100L83 104L80 102ZM211 100L214 102H211ZM194 101H196L198 103L196 106H195ZM201 101L202 102L204 101V103L201 104ZM206 101L208 104L210 102L211 103L208 105L206 103ZM257 101H259L260 104H262V102H264V97H261ZM122 103H123V105H122ZM217 103L218 104L220 103V104L218 105ZM239 103H237L236 108L241 105ZM9 104H11V106H13V107H11ZM101 104L103 105L102 108L100 107ZM167 104H169L170 107H168ZM245 104L241 105L239 107L240 110H237L238 108L237 109L235 108L236 111H238L236 114L241 113L243 115L245 113L244 112L245 109H248V106H249V109L246 110V113H247V116L250 115V112L253 111V109L252 108L250 109V107H252V105H255V103L252 102L251 105L247 104V107ZM81 105H82V107H81ZM243 106H245V107H243ZM219 107H220V109H219ZM222 107H224V108H222ZM143 108L145 110L147 109L146 112H145V110L143 112L144 114L146 113L145 115L142 114ZM242 108H244V109L242 110ZM101 109H103V111ZM212 109H214V111H213L214 113L211 112ZM200 110L201 111L203 110V111L198 112ZM230 110H232V111H230ZM125 111H126V115H124ZM191 111H192V113H191ZM208 111H210V113ZM229 111H230V113H228ZM130 112H131V115H130ZM26 113L30 117L29 116L26 117V115H27ZM49 113H51V114H49ZM33 114H34V116H33ZM196 114H198V115H196ZM207 114L211 115V117H214V119L212 120V118H210L209 115L207 116ZM133 115H135V116H133ZM192 116H194L195 118L193 119ZM149 117H150V119L148 121ZM35 118H36V120H35ZM198 118H199V120H197ZM144 119H146L149 122L148 125H147V122H143V121H145ZM211 120H212V122H211ZM42 122H43V125H42ZM55 123H58L59 125L55 124ZM127 123H128L127 127H131L135 131H134V134H131L130 136H128L123 141V136L119 135L120 134L119 129H120L121 124L123 126L124 124H127ZM142 123H143V125H142ZM198 123H200V124H198ZM34 124H36L35 125L36 129L34 128ZM20 126L22 127L21 129L19 128ZM23 126L24 127L26 126V127L23 129ZM52 126L54 127V129H52ZM165 126H166V128H165ZM205 126H206V128H205ZM17 127H18V129H16ZM203 127L205 128L204 129L205 131L203 130ZM1 128L2 127H0V129ZM236 128H237V130H236ZM31 129H32V131H31ZM248 129H250V125H246V130H248ZM215 131H216V133H215ZM20 132H22V133H20ZM200 132H203V133H200ZM211 132H212V134H211ZM208 133H209L210 138L214 137V139L211 138V141H212L211 144L212 145H218L217 146L218 147L217 148L218 149L217 154L220 153L218 156L215 153L216 152V146L214 147L215 152L210 153L208 155L204 154L205 153L204 148L206 147V145L208 146L210 144V143H208V142H210V138H208V139L206 138L208 136L207 135ZM6 134H8V136ZM200 135H202V136L200 137ZM202 137L206 138L205 142H204L205 139ZM226 138L229 140L227 141ZM257 138H258L257 145L262 146V144H264V137H261V135H259V136H257ZM3 140L4 141L6 140L7 142L6 141L4 142ZM194 140H195V142H194ZM199 141H201L200 145H202V147H200L198 149L197 143H199ZM214 143H216V144H214ZM225 143L228 145H226ZM144 147H146V148H144ZM251 147H253V150ZM141 148H142V150L147 149L144 152L145 157H143L144 155L142 154L143 158L141 157V152H142ZM221 150H222V152H220ZM190 153H192V155H190V157H188V155ZM224 155H226L227 157L224 158ZM219 157L221 160L218 159ZM235 157H237V155H235ZM132 158H136V159L132 160ZM207 159H209V160H207ZM257 162H258V160H257ZM257 162H255V163L257 164ZM208 165H210L211 167ZM215 168L218 169V167H216V166H215ZM220 168L221 167H219V169ZM217 169H216V172H217ZM163 171H165V172H163ZM168 173H171L170 177H169V175H167ZM218 173H220V172H217V175H215L216 179L220 177V175ZM12 178H11V180H12ZM155 178L157 180H154ZM199 178H197V179H199ZM127 179L131 180L132 183L130 181H127ZM151 179H153V180H151ZM192 179H194V177ZM142 183L147 184L146 192L141 187ZM241 185H243V184H241ZM114 188H116L117 192H118L116 195L117 196L116 199L112 198ZM240 188H245L246 189L245 191H248L244 194V197L247 198V196L249 195V190H247V187L245 185H243L242 187L240 186ZM129 194H132V195H129ZM135 194L137 196H135ZM143 194L144 195L148 194V195L144 196ZM132 196H134V197H132ZM244 197H243V199H246ZM133 198H135V199H133ZM147 198L149 199V201L147 200ZM68 200H69V202H67ZM178 200L180 201V198ZM216 200H217L216 205L214 206L215 209H216L217 203L219 202L218 199H216ZM0 201H1V199H0ZM63 201H64V203L65 202L66 203L63 204ZM179 201H178V203H181V201L180 202ZM204 202L206 203V207H207V208L205 207L206 210L211 211V210H209V208L210 209L214 208L213 207V205H214L213 201L209 203L208 200L206 199ZM210 204H212V205H210ZM94 205H96V207ZM254 206H255V208L258 206L257 209H259L258 211H260V213H261V214L258 213V211H256L255 208H253V210L255 211L254 214H256V212L259 214V215L257 214L256 217L254 215L255 218L253 217V214H252L254 221L257 222L261 218H264V211H261V210H264V208H261L260 204H257V206L256 205H254ZM254 206H252V207H254ZM91 207L92 208L94 207V208L90 209ZM132 208L134 209V207H132ZM163 208L165 210H163ZM59 212L62 214L61 218H60L61 214ZM153 212H155V213H153ZM39 213H41V214H39ZM250 213H251V211H250ZM119 214L120 213H118V215ZM113 216H114V218H113ZM212 216H213V214H212ZM45 217H46V219L49 220V225L47 227L45 226V223H46V221L44 220ZM58 217H59V219H58ZM123 218H124V220H123ZM15 219L20 220V224L22 225V227H20L19 229L16 228L17 231H15L14 227L12 226ZM0 220H1V217H0ZM9 222H11V223H9ZM37 223H38V225H37ZM79 226L81 227L80 229L78 228ZM28 229H30V230L28 231ZM167 233H168L169 239H171L174 236V230L173 229L166 232V235H167ZM25 238H27V240ZM28 238L30 240H28ZM155 240H157V237L155 238ZM130 253H133V252L130 250ZM36 255H35V257H36Z\"/></svg>","mask_w":264,"mask_h":264}]
</instances>
